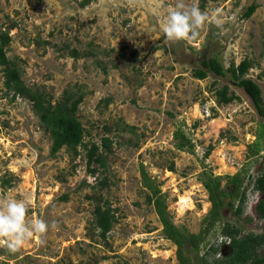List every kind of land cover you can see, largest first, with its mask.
Listing matches in <instances>:
<instances>
[{
	"label": "rangeland",
	"instance_id": "1",
	"mask_svg": "<svg viewBox=\"0 0 264 264\" xmlns=\"http://www.w3.org/2000/svg\"><path fill=\"white\" fill-rule=\"evenodd\" d=\"M83 1L0 0V27H11L8 56L18 58L26 84L44 89L54 101L65 90L81 88L85 97L78 115L85 143L113 141L106 167L92 165L98 168L95 175L84 147L75 157L66 148L51 157L52 139L32 104L11 100L0 69V201L26 200L29 221L57 223L16 253L0 243V264H179L177 245L165 238L147 202L153 188L160 190L172 222L198 235L211 209L199 179L203 171L216 176L240 172L245 184L264 171V121L250 97L228 77L194 76L213 48L226 68L246 58L254 61L248 76L264 90V0H184L209 14L219 9L223 29L205 23L195 39L177 42L167 41L162 31L167 10L177 0H90L82 7ZM254 2L258 9L247 19L244 13ZM73 49L93 56L75 60ZM225 84L239 101L217 103L216 91ZM105 99H110L107 107ZM210 145L214 149L206 158ZM104 178L107 185L94 187ZM5 179L10 186H4ZM99 194L117 215L107 240L98 236L96 201L87 197ZM247 195L244 216L253 222H244L245 233H260L264 220L258 221L252 203L261 194L250 185ZM221 229L219 223L206 236L199 258L186 253L191 264H203L201 257L212 245L220 248L219 257L226 254L230 239Z\"/></svg>",
	"mask_w": 264,
	"mask_h": 264
},
{
	"label": "trees",
	"instance_id": "2",
	"mask_svg": "<svg viewBox=\"0 0 264 264\" xmlns=\"http://www.w3.org/2000/svg\"><path fill=\"white\" fill-rule=\"evenodd\" d=\"M90 0H84L81 5L85 7ZM258 9L256 2L252 3L244 13V17L249 19ZM10 28L3 29L0 27V69L3 72L4 88L8 95H12L11 100L16 97L27 99L33 107L34 113L38 116L42 128L52 139L50 149L51 157L55 158L59 152L66 148L74 157L79 155V147L86 150L87 165L90 173L95 175L98 168H92V165L106 167L108 154L112 151L113 141L109 137L103 138L102 145L85 143L86 129L79 117V107L84 101L85 93L81 88L65 90L61 99L54 101L53 97L39 88L30 87L23 79V71L18 62V58H10L8 56V47L11 44ZM212 47V46H210ZM209 47V48H210ZM93 56V52H79L77 49L70 51V56L75 60L82 57ZM264 56V51L261 53ZM201 67L194 70V76L200 80L213 74L216 77L229 78L230 84L242 89L252 100L257 114L264 121V90L252 77L248 76L251 69L256 64L254 61L246 58L235 64L232 62L229 67H225L220 58L210 48L204 53V57L200 60ZM107 73L105 67L102 68ZM216 99L219 105H228L234 101H239L240 97L234 90H231L229 84L223 85L216 91ZM105 106L110 103V99H105ZM214 146L210 145L205 152L207 158L213 151ZM172 171L174 167L170 168ZM144 184L148 186L150 179L147 173L143 172ZM199 179L203 182L209 193V201L211 209L203 219V228L200 234L195 235L186 229L178 228L170 217L167 204L160 190L153 188L154 195L147 196V202L154 206V210L163 226V234L165 238L171 240L177 245V256L179 264H191L192 258L186 253L194 252L196 257H200V247L205 241L206 236L219 223H222V236L231 240L228 256H220V248L212 245L201 257L203 264H264V229L260 233H245L242 225V218L246 212L249 186L252 185L254 192H258L264 196V171L253 177L247 184L242 173L234 175L216 176L211 172L203 171ZM226 180L222 186L223 180ZM107 179L104 178L98 186L102 189L107 185ZM9 179L4 180V186H10ZM91 200L96 201L93 211V225L98 230V236L102 240H107L108 235L112 231L114 224L117 222L115 209L110 205L109 201L104 200L102 194L97 197L87 196ZM62 200L67 201L68 195H64ZM256 215L259 220H264V197L256 205ZM228 212H232V220H228ZM249 222H253V217H248ZM213 257V261H209V257ZM97 264V263H93Z\"/></svg>",
	"mask_w": 264,
	"mask_h": 264
},
{
	"label": "clouds",
	"instance_id": "3",
	"mask_svg": "<svg viewBox=\"0 0 264 264\" xmlns=\"http://www.w3.org/2000/svg\"><path fill=\"white\" fill-rule=\"evenodd\" d=\"M134 3L135 0H129ZM205 23H213L216 27L223 29V20L219 9L211 14L202 11L197 6H188L184 0H177L174 7H169L166 15V22L162 26L167 41L177 42L180 40L195 39ZM255 202H258V198ZM252 207H254V203ZM29 202L26 200H4L0 201V243H3L7 251L18 252L26 240L31 239L35 234L44 236L49 228L55 229L57 223L51 224L43 219H27ZM220 243H224L220 240ZM230 243V241H229ZM219 255L217 259H219Z\"/></svg>",
	"mask_w": 264,
	"mask_h": 264
},
{
	"label": "flooded vegetation",
	"instance_id": "4",
	"mask_svg": "<svg viewBox=\"0 0 264 264\" xmlns=\"http://www.w3.org/2000/svg\"><path fill=\"white\" fill-rule=\"evenodd\" d=\"M263 197H264V196H262V194H261V197H260V199L258 200V202H259L260 200H262ZM258 202H257V203H258ZM257 203H256L255 206H254V215H255L256 217H257V215H256V211H255V210H256V205H257ZM247 218H248V217L245 218V216L242 218V225H243L244 228H245V231H244V232H246V227H245L244 222H245V221H248ZM257 219H258V217H257ZM258 221H259V219H258ZM248 222H249V221H248ZM247 233H250V232H247ZM256 234H257V233H256ZM224 245H225V247H226V248H225V249H226V254L223 255V256H228V254H229V252H230L229 245H228V244H224Z\"/></svg>",
	"mask_w": 264,
	"mask_h": 264
},
{
	"label": "built area",
	"instance_id": "5",
	"mask_svg": "<svg viewBox=\"0 0 264 264\" xmlns=\"http://www.w3.org/2000/svg\"><path fill=\"white\" fill-rule=\"evenodd\" d=\"M229 241H231V240H227V243H229Z\"/></svg>",
	"mask_w": 264,
	"mask_h": 264
},
{
	"label": "bare ground",
	"instance_id": "6",
	"mask_svg": "<svg viewBox=\"0 0 264 264\" xmlns=\"http://www.w3.org/2000/svg\"><path fill=\"white\" fill-rule=\"evenodd\" d=\"M184 205V204H183Z\"/></svg>",
	"mask_w": 264,
	"mask_h": 264
}]
</instances>
